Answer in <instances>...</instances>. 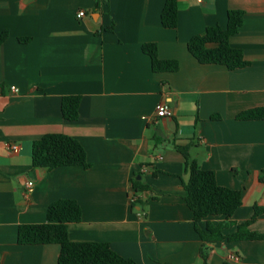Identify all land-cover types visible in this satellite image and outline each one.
I'll return each mask as SVG.
<instances>
[{"label": "crops", "instance_id": "obj_1", "mask_svg": "<svg viewBox=\"0 0 264 264\" xmlns=\"http://www.w3.org/2000/svg\"><path fill=\"white\" fill-rule=\"evenodd\" d=\"M165 1L0 0V35L9 34L0 46V264H58L59 245H21L17 234L20 225L45 223L61 199L82 209L68 227L71 241L109 243L135 264H264V240H201L175 147L190 145L220 186L241 192L231 221L264 207V121L236 118L264 106V0H178L175 29L162 25ZM229 10L244 12L230 44L249 62L233 71L201 64L188 49L208 27L225 28ZM149 43L160 59L177 60L178 71L154 73L142 49ZM63 96H81L76 121L64 119ZM160 103L175 114L156 116ZM49 133L77 139L89 168L33 167L32 143ZM249 229L264 234V214Z\"/></svg>", "mask_w": 264, "mask_h": 264}, {"label": "trees", "instance_id": "obj_2", "mask_svg": "<svg viewBox=\"0 0 264 264\" xmlns=\"http://www.w3.org/2000/svg\"><path fill=\"white\" fill-rule=\"evenodd\" d=\"M178 0H166L161 13V22L165 28L178 27ZM244 12L229 10L227 26L208 27L205 33L196 35L188 42L189 52L201 64H216L233 71L249 66L243 51L233 48L230 38L236 35L243 25ZM113 30V26L109 27ZM9 38L8 32L0 35V46ZM21 41H27L22 39ZM143 52L151 59L154 73L176 72L179 69L177 60H162L159 58L158 46L154 43L144 44ZM81 96H63L61 111L65 120L76 121L79 116ZM237 120L264 121V106L256 107L239 113ZM185 158L189 179L184 183L185 200L193 213L195 230L204 243L212 241H254L264 240V234L250 231V226L258 217L264 214V207L256 205L254 215L244 223L231 221L234 213L242 204V194L239 190L222 187L217 183L214 171L202 169L198 161L190 154V145L175 146ZM33 167L53 170L59 167L81 166L89 168L87 154L82 144L75 138L49 133L32 143ZM259 180L264 184V170ZM138 182H135V186ZM137 189L142 190L141 187ZM137 204V203H136ZM47 220L42 224H23L18 228L17 242L21 245L57 244L60 246L58 264H135L118 254L106 242H73L69 239L68 227L82 219V209L73 199H61L49 205L46 212ZM224 216L227 220L219 225L207 223L205 228L200 223L209 217ZM237 225V232L229 235L223 230ZM201 255L206 259L204 250Z\"/></svg>", "mask_w": 264, "mask_h": 264}, {"label": "built area", "instance_id": "obj_3", "mask_svg": "<svg viewBox=\"0 0 264 264\" xmlns=\"http://www.w3.org/2000/svg\"><path fill=\"white\" fill-rule=\"evenodd\" d=\"M86 15L84 10H80L77 13V18H83ZM11 92L14 94H18L19 93V88L17 86H11L10 88ZM175 113L173 112L172 108L167 104V103H160L156 106V116L158 117H163L164 118H171ZM7 150L13 153H18L20 151V146L18 144L15 143H9L6 146ZM33 185V182H29L28 186L31 187ZM137 199L133 198V202H136ZM231 260H233L234 262H240V258L237 254H232L230 256Z\"/></svg>", "mask_w": 264, "mask_h": 264}]
</instances>
